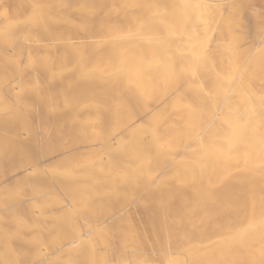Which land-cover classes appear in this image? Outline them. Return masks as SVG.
<instances>
[{
    "label": "bare ground",
    "instance_id": "1",
    "mask_svg": "<svg viewBox=\"0 0 264 264\" xmlns=\"http://www.w3.org/2000/svg\"><path fill=\"white\" fill-rule=\"evenodd\" d=\"M257 1L41 0L38 30L46 37L44 41L41 39L46 41V55L39 72L45 77L51 92L45 98L36 95L40 109L37 111V104L33 116L36 124L42 117L49 120L53 139L48 138V132L47 145L44 143L46 151L58 149L62 140L60 132L65 129L64 125L52 116L66 103V93H72L68 99L70 105L79 104L87 96L84 88L95 77L111 88L117 97L116 104L129 110L135 120L131 119L132 123L118 128V115L113 116V120L104 116L103 127H100L105 134V143L101 142L105 154L99 162L106 169L96 167L97 161L87 168L86 158L80 161L76 153H71L70 157L63 153L61 160L56 161L53 175L69 180L68 183L65 180L58 183H63L61 188L68 196L61 195L69 197V200L64 210L57 209L61 213L55 212L56 216L50 207L63 200L60 194V198L53 195L61 193V188L60 192L55 190L51 195L49 190L52 188L47 184L50 179L38 177L39 164L44 172V157L50 159L52 153L46 156L39 150L44 156H38L37 139L28 141L25 137L24 141L25 138H20L23 134L20 136V131L15 133L16 128L8 125H12L14 120L5 119L3 132L7 131L11 136L9 152H4L9 155L7 160L13 157L15 168L26 170L22 173L24 177L20 175L24 182L28 177L24 186L28 187L29 182L31 188H28L39 194L33 197L35 194L30 193L31 200L7 207L6 210L11 212L28 203L30 209L20 207L18 212L11 214L10 218L15 223L13 229L8 230L10 223H5L8 227L2 225L8 228V240L43 247L41 232L44 228L41 226L47 223L45 243L53 250L37 264H264V17L252 12ZM259 1L264 5V0ZM65 29L88 36V55L81 51L79 42L67 37L63 41L59 39V32ZM92 34H96L94 40ZM90 57L93 60H89ZM101 57L105 58L102 60L104 64L98 67L89 65L90 61L95 63ZM66 74L68 83L62 77ZM56 75L61 77L57 80ZM33 78L37 87V75ZM152 97L156 99L153 107L163 108V111L159 109L163 113L170 109L168 113L170 111L172 117L176 116L173 121L181 127L182 133L179 134L183 136V142L174 155L161 152L163 146L154 130L158 117L148 110L146 104L147 98ZM150 99L149 102L152 101ZM168 103H171L170 108L166 106L165 110ZM24 107L14 111L25 113ZM23 120L26 124V119ZM166 123L172 122L166 120ZM21 124L18 127L24 130ZM81 125L85 129V125ZM28 126L25 125L26 130L30 131ZM67 127L68 136L75 126L70 123ZM31 131L33 135L35 130ZM120 133L128 138L125 150H119L117 146ZM82 136L75 132L66 139L81 141ZM32 137L34 135L30 139ZM53 140L57 142L53 144ZM5 147L0 145L2 149ZM79 149L81 154L86 152L83 146ZM115 151L122 152L120 156H114ZM60 163H64L61 172ZM136 164L144 166L145 177L122 180L119 172ZM178 168H182L184 173H175ZM167 171L173 172L172 178L161 179L152 186ZM9 173V180L18 176L14 171ZM48 174L51 176L48 172L46 176ZM41 180L47 184V192L42 186L43 190H40L38 184ZM120 181L128 193L119 187ZM18 186L12 192H18L19 188L22 194L23 190ZM137 196L143 198L138 201L139 207L151 210L145 213L148 231H161L165 236V245L161 249L165 255L159 262L147 263L144 258L136 259V254L126 243H122L116 252L108 245L104 214L112 207L124 210L121 209L123 202L128 199L135 201ZM147 196H152L148 202L144 200ZM88 204L94 208L90 209ZM213 206L224 207L229 218L235 220L234 226L222 229L213 239L206 236L200 242L191 241V237L199 236L195 225L211 221L217 215ZM45 207L47 211L43 209ZM99 219L102 221L97 223ZM77 220H81L83 230H80ZM180 222H184L183 226H179ZM176 226L184 227L186 231H176ZM130 227L131 237H137V228L131 223ZM26 229L33 230L31 238L24 237ZM1 234L0 239L3 237ZM3 239L1 242H5ZM15 241L11 243L16 244ZM140 242L143 244V239ZM11 243H6L8 246L4 244L3 248L12 256L14 249L19 248H13ZM23 248L29 252L25 246ZM20 249L22 263H27L30 260L28 255L32 253L26 254ZM175 249L177 253L172 256ZM2 250L1 255L4 253ZM140 250L144 252L143 248ZM151 251L154 253L155 249ZM7 256L5 258L8 259ZM36 256L42 257L40 254ZM1 258L4 261L5 258Z\"/></svg>",
    "mask_w": 264,
    "mask_h": 264
},
{
    "label": "rangeland",
    "instance_id": "2",
    "mask_svg": "<svg viewBox=\"0 0 264 264\" xmlns=\"http://www.w3.org/2000/svg\"><path fill=\"white\" fill-rule=\"evenodd\" d=\"M40 1L41 0H0V140H1L0 145L5 147L7 144L5 149L0 148V153H1V155H0V189H1L0 190V230L4 229L3 232H0V233H3V235L1 234V237L2 236L3 237L0 239V250H2L3 246H5L4 244L11 243V242L15 241V240H11V242H10L6 236V234L8 233V230L13 229L15 226V223L10 218L11 214L13 212H18L19 211L18 208H20V207H24V206L27 207L28 203L24 204V205L21 204V206H18L17 208H15L11 212L6 210L7 207H9L10 204L22 203L21 201H23V200L28 201V200H31V198H33L34 196H39V194L36 195V190L34 193V191L32 192L29 189V188H31V187H29L30 186L29 182H28L29 188L27 186H24V185H26L24 183H26L27 182L26 180L28 179V177H27V179H25V182H24V179L22 178V177H24L23 176V174H24L23 170L25 171V173H26V170L25 169H23V170L22 169H20V170L16 169L17 168V167L15 168V166H16L15 161L16 160L13 159V157L8 158V160L11 161L12 164L7 160V157H9V155L7 156V154H5V153H6V151L9 152V150H8L9 144L8 143L10 142L11 136L7 135V131L3 132L4 129L2 128V124L4 123L5 119L14 120V123L12 125L11 124H8V125L13 126V128H16V129H14V132L20 131L19 132L20 136H21V134H23L20 137L21 139H24L25 137L27 138L28 141L29 140L35 141L37 139L36 140V144H37L36 147H39V148L38 149L36 148L37 149L36 152H38V156H42V157L44 155L49 156L50 152L52 153L53 156L50 154V157H51L50 159H49V157L48 158L44 157L45 158V161L43 162V165H44L43 170L45 169L44 172L42 171L41 163L38 166L39 171H40V174H38V177L41 176L40 179L42 177L46 180L48 178L50 179V180L48 179L50 182L47 180L48 181L47 184L50 188H52V189L49 188L50 190L48 189L51 192V195L53 192H56V191L60 192L59 189L63 186L62 185L63 183L58 184L59 182H63L64 180H65L64 182H67V183L69 182L68 178H64L62 176H58V178H57L56 174H55L56 176L53 175L54 169H52V168L56 169V167H53V166L56 165V163H57L56 161L61 160V158L63 157V153L67 157H70L71 153H73V154L76 153L75 155H76L77 159H81L80 161H82V159L86 158L85 160L87 163L86 164L87 168H90V165L92 162L94 163V161H97L99 164L96 167H101L103 170L106 169V167L103 166V163L99 162V160L102 157V154H105L104 150L101 148V142L103 144L105 143V134L101 128V127H103L102 125H103L104 116L109 117V119L112 118V120H113L118 115L117 118L119 119V123L117 121L118 126L116 125V127H118V128L127 126L128 124L132 123L135 120V117L130 115L129 110H127L123 105H117L116 104L117 97H116L115 93L111 90V88H109L105 82L100 81V80H99L100 82L97 81L96 77L94 76L95 78L92 79V82L89 83V86L87 88H84V90L87 92V96L79 104L70 105L68 103L69 102L68 99H70V96L72 95V93L71 92L66 93V97H65L66 103L62 107H60V110L55 112L54 115L52 116L54 119H56L57 122H59V123L61 122L60 124L64 125L65 129H63L60 132V138H62V140L60 139V142L58 144V149L56 148V149H54L55 151H50V152L46 151L45 148H46V145L48 142L47 141L48 138L53 139L51 136V133L49 132L50 131L49 130L50 124L48 123L49 120L42 117L40 119L39 123L36 121L37 122V124H36L34 122V120H36V117L33 116L36 112V110H34L36 108L35 106H37V104H38V103H36V99H35L36 95H41V97H44V96L46 97L51 92L50 90H48V84H46L45 77L44 76L42 77V74H40V72H39L40 66L44 62L43 60L45 59V55H46V51H45L46 41L43 42L44 40H46V37L40 35V31L38 30L39 29L38 28V25H39V22H38V20H39V17H38L39 8L38 7L40 5ZM258 1L254 4V7H253L254 9L252 8V12L255 11V13H258V14L260 13L264 17V7H263L264 5L259 4ZM95 35L96 34H92V36L94 37L93 40L96 37ZM58 37L61 41H63L67 37L74 42H79L82 45L80 47L81 51L83 53H85L84 55H88L87 52L90 50V41H89L87 35L78 33V31H75L72 29H65V30H61L59 32ZM96 55H99V54H96ZM40 59L41 60L43 59V60L41 61ZM89 60H93L92 57H90ZM102 60L104 61L105 58L104 57L98 58V59H96L95 63L93 61H90L89 65L90 66L95 65L94 67H98L102 63L104 64V62H102ZM35 75H37V77H38V79H37L38 86L37 87L35 86V83L33 81V79H34L33 76H35ZM56 77L58 80V78H60L61 76L56 75ZM62 77H63V80L67 81V83H68V81H69L68 77L69 76H67V74H66V75H63ZM55 82H57V81H55ZM32 84L34 85V87ZM147 99L148 100H146V104L148 105V110L150 109L151 111L150 110L149 111L152 113H155L156 116L158 117L156 120L157 122H155L156 125H155L154 130H155V132L159 138V141L161 143L160 145L163 146V150L161 152L162 153H170V154L174 155L176 153V151H178V149L180 148V145L183 142V138H182L183 136L181 137V134H179V133H182V130H180L181 127H179L173 121V119L176 118V116L174 115L172 117V114L170 113V111H169L170 115L168 113V110H170V109L166 110V108H168L166 106H169V108H170L171 103H168V105L167 104L165 105L164 109L166 111H164V113H165L164 114L162 112L163 108L161 109V107L160 108L159 107L158 108L153 107V106H156V99L155 98L152 97L151 98L152 101L150 98H147ZM149 99L151 102H149ZM153 100H155V101H153ZM148 103L150 104V106ZM32 106L34 108H32ZM23 107L25 110H27V112H25V113H24V111H21L20 113L15 112V111H17V109L23 108ZM36 109H37V111H38V109H40L39 104H38ZM159 109H161L162 111ZM159 111H161V112H159ZM69 112H70V114H69ZM124 115L127 117H125ZM113 116H114V118H113ZM163 118L165 119V122H164ZM23 119H26V121H27L26 124H25V121ZM130 120H131V122H130ZM166 120H167V122H170V120H171L172 123H166ZM28 121L31 124H29ZM21 122L23 123L21 125L24 126V128H25L24 130L22 129L23 131L20 130L21 126L18 127L19 123H21ZM70 123L75 126L74 127L75 129H72L69 132L72 134L73 133L75 134V132H77V134H80L81 136L83 135L85 139L82 136V138H83L81 140L82 142L79 140L75 141V140H69V139L67 140L66 139L70 134L68 132V136H67V128H68L67 124H70ZM120 123H121V125H119ZM157 123H158V125H157ZM81 124L85 125L84 127L86 130L83 129V126ZM125 124H127V125H125ZM25 125H27V126L29 125L28 129H30V131L26 130L27 127H25ZM17 128H18V130H17ZM47 128H48V130H47ZM31 129L35 130L33 133L34 138L32 137V139H30L31 136H33V135H31L32 134ZM76 129H77V131H76ZM48 132L50 133L49 137H48ZM27 133H29L28 136H27ZM36 133H37V135H36L37 137L39 135H41V136H39L40 139L35 137ZM29 135H31V136H29ZM64 135H66V136H64ZM119 135H120V137L117 141L118 142L117 146L119 147V150L120 149L125 150L126 149V141L128 140V138L123 133H120ZM1 136H2V139H1ZM6 136H10V137L8 138ZM45 136H46V138H45ZM26 138L24 141H26ZM2 140H5V142ZM3 142L5 143V145ZM45 142H46V145L44 144ZM55 142H57V141L53 140L52 143L54 144ZM80 146H83L86 148L84 150V151H86L85 153L82 152V154H81V151L79 149ZM87 146H88V148H87ZM39 150L41 152H44L45 154L44 155H43V153L40 154L41 152L39 153ZM121 152L118 151V153H117L115 151V153H113V155L114 156H120ZM158 152H160V151H158ZM59 153H61V154H59ZM53 157H54V159H53ZM5 160H7V161L5 162ZM12 160H14V161H12ZM7 162L10 164L8 165ZM60 164H61V167L58 164H57V166H59L61 168V170L58 167H57V169H59V171L61 172L63 170L62 165L64 163L63 164L60 163ZM143 168H144V166H142L140 164H136V165H133L127 169L121 170V172H119V175L122 177V180L123 179L124 180L125 179L130 180L133 178H135V179L136 178H144L145 176H144ZM10 171H14V172H16V174H18L17 178H13L14 180L11 179L12 181L9 180L8 175H7V174H10L9 173ZM47 172L51 173L52 177L50 176V174H48L51 178L48 175L46 176ZM172 173H171V171L165 172V175L160 177L159 179H156L153 182L152 186H155L158 183V181H160L161 179L165 180V181L167 179H171ZM175 173L181 174V173H184V171L182 170V168L181 169L178 168V170ZM21 174H22V177L20 176ZM183 175H186V174H183ZM60 178H62L63 180L60 181L61 180ZM4 180H6V181L4 182ZM55 180H57V181H55ZM10 181H11V183H10ZM3 182L5 185L3 184ZM12 182H15V183H13V184H15V186L12 184ZM18 182H21V185L18 186ZM42 182H44V181H42ZM42 182H40V184ZM6 183H7V185H6ZM44 183H42V185L38 184V186H40V190H43V188H44V191H45L48 188L46 183H45L46 186L44 187V185H45ZM49 183H51V185L53 184L52 186H55V184H57L55 186L56 189H54L55 187L53 188L52 186H50ZM119 183H121V181ZM16 184L18 187L21 186V190H23V191H21L22 194H20L19 188H18V192H16V193H15V191L12 192V190H17V188H15V187H17ZM122 184L123 183H121L119 185V187L121 189H123L125 193H128L129 191ZM3 186H5L7 191L9 189H11L10 190L11 192L5 191V188H3ZM12 187L15 189H13ZM22 187H23V189H22ZM37 190H39V189H37ZM60 190H61V193H57V194L55 193L53 195H59V194L61 195L62 194V195L68 196L65 193V191H63L64 189L61 188ZM39 192H37V193H39ZM46 192H47V190H46ZM30 193L32 195L34 193L35 195H33V197H32V195H30ZM1 194H2V196H1ZM60 195L57 196V198L58 197L60 198L62 196V195L61 196ZM29 197H30V199H29ZM64 197L63 196L61 197V199H63L64 202H63V200H61L57 203L58 205H54L55 207L53 205L50 207V209L53 210V211L51 210V213L53 212L52 213L53 215L55 214V212L59 214V213H61L62 210H64V208L67 205V202L69 200V197L68 198H66V197L64 198ZM150 198H152V196H147V197H145L144 200H146V202H148ZM140 199L143 200V198L141 196H137L135 201L128 199L127 201L123 202L124 203V204H122L123 206H121V204L119 205V206H121V209L123 208L124 210H120L119 207H117V208L112 207V208L108 209L107 212L104 214V218H106V219H103V217H102V219L105 222L104 224H107V232L109 234L108 239H107L108 245L112 251L116 252L119 250L122 243H126V245L131 250V252L136 254V257H135L136 259L144 258V261L147 263L159 262V261L164 259V255H165L164 252L161 251V249L164 248V245H165V242H164L165 236H164L163 232H161V231H153V233L148 231L149 229H148V225H146L145 213L149 212L151 210L147 207L142 210L141 207H139V205H138V203H139L138 201H140ZM60 202H61V204H60ZM62 202L64 203V205ZM88 205H89L90 209L94 208V206L92 204H88ZM126 206H127V208H125ZM27 208H28V210H30L29 207H27ZM43 209H45L47 211V207H45ZM43 209H42V211H41V209L39 211L42 212L43 214H46V212L43 211ZM57 209H60L61 211H58ZM223 209H224V207L213 206V211L217 215L211 221L198 222L195 225V228L198 231L199 236L197 235L195 237H191V241L200 242L203 239H206V236H208L209 239H213V238H215L216 234L218 232H220L222 229H224L226 227H233L235 220L232 218L230 219L229 215ZM127 212H129V213H127ZM126 213H127V215H126ZM105 215H106V217H105ZM8 219L11 221L9 222ZM102 219H99L97 223H99V221L101 222ZM107 219H109V220L107 221ZM77 221H78L77 223H79L78 226L79 227L82 226V222H80L81 220H77ZM5 223L6 224L10 223V225L8 224L10 227L6 226ZM130 223L133 224L137 228L136 234H137V237H139V239L137 237H131L130 232H129V230L131 229ZM183 223L184 222H182V223L180 222L179 226H183ZM2 225H4L5 227H8L10 229L6 228V229H8V230H6L5 227H2ZM46 226H48L47 223L46 224L43 223L41 226L42 229L43 228L45 229V230L43 229L44 231L40 228L43 232L42 233L40 230L41 235L43 234L42 235L43 238L41 237L42 238L41 244L43 247H41V246L38 247L35 245L33 246V245L28 244V243L19 244V242H17V241H15L16 244L11 243L13 248H15L14 246H16V249H17V247L20 249V247L23 245L21 247V249L25 246V248L28 249L27 251H29L27 253L28 254L32 253L31 255H28L30 260L27 258L28 259L27 263H26V261H24V263H22L23 260L20 258V257H22V255H21V251H19V249H17V250L14 249V251H13L14 253L12 252L13 254L11 256V254L10 255L7 254L8 253L7 251H4L6 249L4 247L5 249L3 248V250H2V252H4V253H2V255H1V252H0V264H3V263L7 264L6 262L8 260H9L8 264H19V261H20V264L21 263L22 264H37V262L41 261L43 259V257H45L46 255L49 254V252L51 253L53 248L51 246H46V243H45L46 242V234H47V232H46L47 230L45 228ZM179 226H176L177 227L176 231H178V230L179 231L182 230L184 232L186 231V229L184 227H179ZM82 228L80 227V230H83ZM178 228H180V229H178ZM4 231H6V232L4 233ZM28 231H29V233H28ZM32 233H33V230H30V229L29 230L26 229L23 231L24 237L25 238L27 237L26 239H28V236H29V238H31ZM26 234H28V235L26 236ZM5 237L7 238L6 240H8V241H5ZM153 237H155L154 239L156 240V242H154ZM2 239L5 242H3V241L1 242ZM140 239H143V244H141ZM43 242H44V245H43ZM1 243H3V245ZM35 247H37L38 249ZM33 248L35 250H33V252H31L30 250H32ZM39 248H42V250L44 249L43 250L44 254L40 253V252H42V250L41 249L39 250ZM141 248L144 249V252H141V250H140ZM23 249H22V251L25 252V250H23ZM36 249L38 251H36ZM152 249H155L154 253H152V251H151ZM45 250L48 251V253H46ZM5 252H7V253H5ZM15 253H17L18 255H16L14 257L13 255H15ZM176 253H177V249H175V251L172 252L171 254H172V256H174V255H176ZM37 254H38V256L40 254V256H42V257L38 258L36 256ZM41 254H43V255H41ZM6 256L8 257V259L5 258ZM31 256H32V258H31ZM1 257H3V259L5 258L4 261L6 259H7V261L4 262ZM33 257H35V258H33ZM34 259H35V261H34ZM10 260H11V262H10ZM17 260H19V261H17Z\"/></svg>",
    "mask_w": 264,
    "mask_h": 264
}]
</instances>
